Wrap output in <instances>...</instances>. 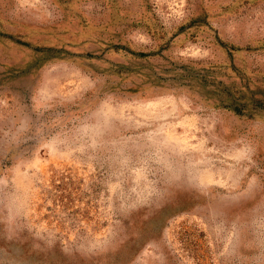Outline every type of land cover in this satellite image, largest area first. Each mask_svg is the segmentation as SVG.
Returning a JSON list of instances; mask_svg holds the SVG:
<instances>
[{"label":"rangeland","instance_id":"rangeland-1","mask_svg":"<svg viewBox=\"0 0 264 264\" xmlns=\"http://www.w3.org/2000/svg\"><path fill=\"white\" fill-rule=\"evenodd\" d=\"M0 264H264V0H0Z\"/></svg>","mask_w":264,"mask_h":264}]
</instances>
